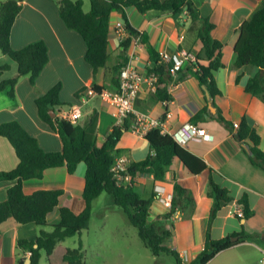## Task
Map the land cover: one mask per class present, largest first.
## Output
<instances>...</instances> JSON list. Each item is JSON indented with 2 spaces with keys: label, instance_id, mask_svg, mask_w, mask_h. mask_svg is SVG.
Returning a JSON list of instances; mask_svg holds the SVG:
<instances>
[{
  "label": "crops",
  "instance_id": "obj_1",
  "mask_svg": "<svg viewBox=\"0 0 264 264\" xmlns=\"http://www.w3.org/2000/svg\"><path fill=\"white\" fill-rule=\"evenodd\" d=\"M192 1L199 7L202 15L216 25L213 36L224 44L223 66L215 72L221 94L216 96L215 102L221 108L224 118L233 123V130L226 126V122L217 119L214 116L216 111L213 112L211 109L209 117L196 123L192 121V117L198 111L211 103L210 101L208 103L206 92L194 71L173 78L174 80L167 87L170 95V100L167 101L157 100L155 94L143 85L135 101L136 109L162 118L170 131H175L187 123L206 129L207 135L203 139L191 140L185 147L202 158L208 168L195 175L178 161L167 173L164 181H155L152 175L137 176L135 181L140 191L146 195L155 192L157 186L162 187L161 190L165 194L173 195L175 182H179L193 193L196 200L195 208L179 212L178 216L164 220L165 228L171 231L167 244L178 250L186 264L193 261L204 249L208 235L212 239H220L242 230L251 235L228 250L218 253L207 263L212 264L223 254L240 253L245 257L246 249L264 251L262 244L264 243V170L251 162L249 154L236 138L234 129L235 123H240L246 118L248 124L260 134V147L264 149V101L245 91L247 81L259 73V68L255 65L240 68L233 66L234 47L239 38V28L259 8L263 0ZM60 2L61 0H22V10L12 27V47L20 49L31 42L43 40L48 46L49 62L37 77L35 84L31 83L29 76L19 79L15 86L14 97L9 96L8 89L0 91V124L12 120L20 122L47 152L61 151L63 142L60 135L41 119L36 98L58 83L62 85L60 100L63 104H69L60 108L82 105L81 93L95 84L102 85L104 87L102 91L115 90L117 86L114 80L118 74L114 68L122 62L121 42L130 36L125 28L122 14L114 11L111 15L108 36L107 65L97 72L94 79L92 66L85 59L86 43L77 31L66 26L60 16ZM83 3L84 10L89 11L90 0H83ZM126 13L132 26L139 31V34L131 35L127 57L141 70H146L152 65L150 47L158 52L173 53L178 50H188L195 52L198 57L202 54L203 46L198 37L201 22L192 20L187 8L176 14L158 10L142 13L135 6H130L126 9ZM7 64L10 69L1 75L0 81L11 79L18 73L17 63L0 50V67ZM82 106L83 116L78 124L93 132L90 123L95 119V135L98 144L102 145L106 133L117 125L112 107L101 99L98 92ZM118 147L126 149L124 155L130 162L145 159L151 151L145 135L135 134L131 130L123 134ZM18 162V156L8 139L0 136V171L11 170ZM86 168L85 162H81L73 174L68 172L66 166L48 168L43 178L24 182L26 194L37 190H64L59 205L47 215L49 224L47 230H51L53 225L60 222L61 206H68L76 213L84 208ZM210 169H214L222 177L217 176V180L229 189L233 197L230 203L218 211L212 221L210 216L213 198L207 193ZM16 182L17 180L0 181V200L6 199L8 189ZM102 195L103 193L96 198L94 204ZM156 195L151 206L152 219H157L170 211L159 198V194ZM108 196L105 201L108 206L104 209L112 208L115 203L113 195ZM243 197L247 198L250 208L254 211V215L244 222L235 212L240 206L243 208L240 203ZM236 219L240 220L241 228L239 223H236ZM40 231L41 227L33 222L20 223L13 217L3 221L0 224V264H20L22 258H25L27 264L26 259L30 258V253L18 248L17 241L35 239ZM112 232L114 235L124 237L134 231L127 227L116 228ZM80 239L83 247L86 248L83 235ZM68 240L66 238L60 244L70 248L78 246V244L71 246ZM40 264H49L44 251Z\"/></svg>",
  "mask_w": 264,
  "mask_h": 264
},
{
  "label": "trees",
  "instance_id": "obj_2",
  "mask_svg": "<svg viewBox=\"0 0 264 264\" xmlns=\"http://www.w3.org/2000/svg\"><path fill=\"white\" fill-rule=\"evenodd\" d=\"M83 4V0H61L60 16L66 26L77 31L86 43L85 59L92 66L94 79L97 72L107 65L111 15L114 11L122 14L125 28L130 36L122 40V62L114 68L118 74L114 80L117 87L120 71L124 62L128 60L127 50L131 43V35L139 34V31L130 23L126 9L135 6L142 13L158 10L176 14L187 8L192 20L201 22L198 37L203 49L197 61L186 65V68L180 70L178 75L194 71L205 92L211 96L207 98V101L216 108L214 116L226 122V126L233 130V123L224 118L221 108L215 102L216 96L221 94L216 83L215 72L223 66L224 44L213 36L216 25L202 15L199 7L192 0H90V10L87 12ZM21 10L22 0L0 1V50L18 65V73L15 77L0 81V91L8 89L10 97L15 96V86L21 77L29 76L31 83L35 84L37 77L49 62L48 46L43 40L31 42L20 49L12 47V27ZM150 56L152 65L146 70L158 74L159 81L165 84L158 89L155 97L161 101L170 100L167 87L174 80L169 71L171 63L165 62L153 47H150ZM246 65L257 66L259 73L247 81L245 91L264 101V0L239 28V38L234 47L233 66L240 68ZM9 69L8 64L1 66L0 77ZM61 87L62 85L58 83L36 98L41 119L49 124L62 139L61 151H45L37 138L16 120L0 124V136L8 139L19 159L15 168L0 171V181L17 180L8 189L6 199L0 200V224L13 217L20 223L33 222L41 227L35 239L17 241L18 248L30 253L29 264H40L42 251H45L49 264H85L81 239L76 248L63 246L60 242L81 234L83 230L89 228L94 201L102 193L107 192L113 195L115 204L122 208L129 222L137 228L140 238L153 255L158 256L165 252L172 255L177 264H186L178 250L167 244L171 231L165 228L164 220L169 219L175 211L183 212L195 208L196 200L193 193L179 182H175L171 210L157 219H152L151 206L157 195L152 192L144 197L135 178L152 175L155 181H164L167 173L179 160L191 174L197 175L208 168L206 162L185 146L177 143L170 134L162 133L159 128H153L145 134L150 144V153L143 160L129 163L127 173L133 176V180L127 184L122 183L115 177L112 167L117 157L126 151L118 145L123 134L129 130L130 119L126 118L121 125L113 126L106 133L104 143L99 145L94 131L95 119H92L90 123L93 129V132H90L85 127L74 124L59 115V108L69 105L63 104L60 100ZM93 89L100 94L104 87L95 84ZM210 115L209 105L206 104L192 117V121L196 123ZM234 129L236 138L249 154L251 162L264 170V149L260 147L261 136L258 131L248 124L246 118H243L239 127ZM81 162H85L87 166L83 192L84 208L76 213L68 206H61L60 222L53 225L51 230H47L46 227L49 226L47 215L59 205L64 190H37L26 194L24 182L30 179H41L45 170L60 166H66L68 172L73 174ZM217 176L220 175L214 169H210L207 193L213 198L211 221L224 205L233 200L229 189L222 186ZM240 203L243 205L244 217L238 218L249 220L254 215V211L250 208L246 197H243ZM235 236L239 238L237 241L232 240ZM249 236L251 235L244 230L220 239H212L208 235L204 249L189 264H207L218 253L228 250ZM19 263L25 264V258L20 259Z\"/></svg>",
  "mask_w": 264,
  "mask_h": 264
},
{
  "label": "built area",
  "instance_id": "obj_3",
  "mask_svg": "<svg viewBox=\"0 0 264 264\" xmlns=\"http://www.w3.org/2000/svg\"><path fill=\"white\" fill-rule=\"evenodd\" d=\"M160 57L165 61L171 63L169 71L173 78L177 77L178 72L182 70L189 63L197 61V55L193 51L178 50L173 53L166 51H159ZM145 85L151 93L155 94L160 87L165 84L159 81V75L155 72L141 70L138 66L134 65L129 59L124 62L119 74V85L113 90H104L100 93L103 101H106L112 107V113L117 119V125L124 123L125 119H130L129 130L138 135H145L153 128H159L162 133L170 134L173 139L182 146H185L191 140L203 139L206 135V129L197 126L193 123H187L175 131H170L165 120L152 116L148 112L140 111L135 107V101L138 94ZM97 95L93 86L81 93L80 101L82 105L88 102L91 96ZM82 105H71L60 108L59 115L74 124L83 116ZM235 127H239V123H235ZM130 161L126 155H120L116 159L112 171L115 172V177L122 183L127 184L133 180V176L127 173V167ZM162 187L157 186L155 192L161 198L170 210L172 208V194H165ZM238 217H244V209L240 206L236 211ZM179 212L175 211L172 216H178ZM264 261V257H263Z\"/></svg>",
  "mask_w": 264,
  "mask_h": 264
},
{
  "label": "rangeland",
  "instance_id": "obj_4",
  "mask_svg": "<svg viewBox=\"0 0 264 264\" xmlns=\"http://www.w3.org/2000/svg\"><path fill=\"white\" fill-rule=\"evenodd\" d=\"M141 193L144 197L150 195ZM108 195L110 193L104 192L95 202L89 228L83 230L81 234L68 238V244L77 246L83 235L87 244L86 248L83 247L85 264H177L175 258L168 253L163 252L158 256L152 254L139 238L137 228L129 222L120 206L114 203L112 208L104 209L108 206L105 204ZM235 221L241 228L240 220ZM127 227L133 229L134 234L129 233L121 237L112 232L113 229ZM246 250L245 257H242L240 253L238 255L223 254L212 264H264V251Z\"/></svg>",
  "mask_w": 264,
  "mask_h": 264
},
{
  "label": "water",
  "instance_id": "obj_5",
  "mask_svg": "<svg viewBox=\"0 0 264 264\" xmlns=\"http://www.w3.org/2000/svg\"><path fill=\"white\" fill-rule=\"evenodd\" d=\"M206 96L208 97V98H211V96H210V94L209 93H206ZM209 107H210V109L213 111V112H215L216 111V108L212 105V103H209ZM52 115H55V113H52ZM181 163H183L181 160H179ZM184 164V163H183ZM185 166V165H184ZM186 167V166H185ZM245 220L243 219V222H244ZM232 240L233 241H236V240H238V237H232ZM26 262H27V264H29L30 263V258H27L26 259Z\"/></svg>",
  "mask_w": 264,
  "mask_h": 264
}]
</instances>
